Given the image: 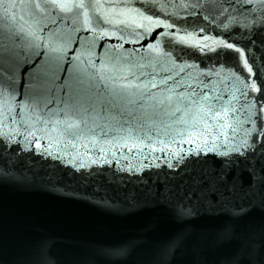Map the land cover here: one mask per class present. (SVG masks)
Masks as SVG:
<instances>
[{"label": "water", "instance_id": "water-1", "mask_svg": "<svg viewBox=\"0 0 264 264\" xmlns=\"http://www.w3.org/2000/svg\"><path fill=\"white\" fill-rule=\"evenodd\" d=\"M250 2L259 7L264 0ZM221 5L0 0V97L19 99L40 115L17 114L0 98V133L15 134L9 149L20 144L15 155L6 153L7 169L0 165V264H169L174 249L160 242L179 230L177 224L98 204L91 186L68 177L100 171L135 180L117 172L116 161L99 168L91 162L115 153L120 168L140 167L202 139L195 119L209 114L206 89L225 77L241 79L216 63L213 49L231 47L210 30L222 19ZM197 11L208 21L203 34ZM240 63L253 73L243 52ZM37 142L63 159L42 156ZM20 157L23 164L14 168ZM82 162L89 166L80 169ZM113 234L127 242V251L101 258L94 247Z\"/></svg>", "mask_w": 264, "mask_h": 264}, {"label": "snow or ice", "instance_id": "snow-or-ice-1", "mask_svg": "<svg viewBox=\"0 0 264 264\" xmlns=\"http://www.w3.org/2000/svg\"><path fill=\"white\" fill-rule=\"evenodd\" d=\"M217 12L222 19L210 30L231 45L213 49L220 57L217 66L223 64L238 72L241 79L225 77L206 89L209 114L195 119L201 122L197 135L202 139L193 137L194 147L171 159L149 157L140 167L120 168L115 153L111 159L101 154L91 162L99 168L116 161V171L134 174L135 180L130 175L125 179L100 171L68 177L69 182L91 186L98 204H119L125 210L165 216L177 224L179 230L160 242L165 249H174L169 264H264V3L254 7L250 0H222ZM195 19L201 22L202 34L209 31L208 21L199 11ZM241 52L253 73L240 63ZM230 56L234 61L225 59ZM0 98L14 105L17 114L28 109L40 116L19 99ZM0 136V165L7 169L6 153L15 155L20 144L9 149L15 134ZM35 150L42 156L63 159L47 147L41 150L39 142ZM24 160L17 158L12 166L17 168ZM88 166L82 162L79 168ZM151 228L145 225L144 232ZM94 248L101 258L123 256L127 242L113 234Z\"/></svg>", "mask_w": 264, "mask_h": 264}]
</instances>
